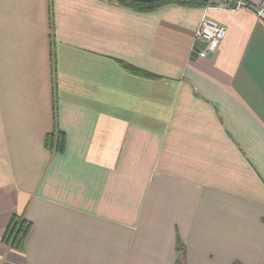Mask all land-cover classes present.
<instances>
[{
	"label": "crops",
	"instance_id": "crops-1",
	"mask_svg": "<svg viewBox=\"0 0 264 264\" xmlns=\"http://www.w3.org/2000/svg\"><path fill=\"white\" fill-rule=\"evenodd\" d=\"M203 18L226 28L206 57ZM14 214L22 251L2 240ZM177 240L185 264H264V21L0 0V264H175Z\"/></svg>",
	"mask_w": 264,
	"mask_h": 264
},
{
	"label": "trees",
	"instance_id": "trees-1",
	"mask_svg": "<svg viewBox=\"0 0 264 264\" xmlns=\"http://www.w3.org/2000/svg\"><path fill=\"white\" fill-rule=\"evenodd\" d=\"M122 6L130 7L138 11H152L163 5L170 3H179L189 6H209L218 4V0H112ZM118 63L128 72L142 76V77H157L158 75L147 71L143 68L130 65L125 61L118 60ZM45 144L49 149L55 152H62L65 146V133L55 127L52 132L48 133L46 136ZM32 227V222L28 220L23 215L14 214L5 231L2 235L3 242L10 248L17 251H22L24 246V241ZM175 264H185V245L177 240L176 241V263ZM237 264V263H232Z\"/></svg>",
	"mask_w": 264,
	"mask_h": 264
},
{
	"label": "built area",
	"instance_id": "built-area-1",
	"mask_svg": "<svg viewBox=\"0 0 264 264\" xmlns=\"http://www.w3.org/2000/svg\"><path fill=\"white\" fill-rule=\"evenodd\" d=\"M224 6L229 8L249 7L258 18L264 21V0H258L255 5L245 3L240 0H219ZM226 35L225 26L209 19L203 18L195 33L197 39L202 42V47L198 51L200 57L214 54Z\"/></svg>",
	"mask_w": 264,
	"mask_h": 264
},
{
	"label": "rangeland",
	"instance_id": "rangeland-1",
	"mask_svg": "<svg viewBox=\"0 0 264 264\" xmlns=\"http://www.w3.org/2000/svg\"><path fill=\"white\" fill-rule=\"evenodd\" d=\"M219 1V0H218ZM220 2V1H219ZM199 27V26H198ZM198 29V28H197ZM197 31V30H196ZM196 33V32H195ZM222 42V41H221ZM220 46V45H219Z\"/></svg>",
	"mask_w": 264,
	"mask_h": 264
}]
</instances>
